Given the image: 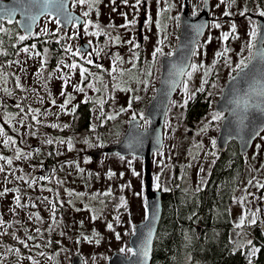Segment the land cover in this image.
I'll list each match as a JSON object with an SVG mask.
<instances>
[{
    "label": "rangeland",
    "instance_id": "obj_1",
    "mask_svg": "<svg viewBox=\"0 0 264 264\" xmlns=\"http://www.w3.org/2000/svg\"><path fill=\"white\" fill-rule=\"evenodd\" d=\"M210 2L209 27L202 41L197 44L196 54L193 55L191 63L197 65L202 63L206 68L212 69L210 74H214L212 78L215 81L213 83L215 87L212 85L211 89L208 86L209 89L203 96L205 99L209 96V92L211 93L209 96L211 107L207 116L192 129V136L191 134L187 136L185 133L174 134V136L169 134L167 138V127L172 120L169 122L167 119L165 120L163 126L164 146L160 153L154 154L151 162L153 190H157L155 187L157 175L160 177V184H166V181L175 175L174 181H180L191 190L197 189L206 180L211 164L216 157V144L215 147L212 145V141H216L218 132L217 121L212 120V115L215 112L214 106L227 79L233 74L232 69L241 59L237 50L239 47L246 48L245 45L249 39L247 33L250 27L248 17L251 18V22L255 23L254 16H257V13L253 8L248 7L249 0H236L235 4L228 9L234 13L232 16L223 15L227 7L226 4H220L217 7L219 0H210ZM202 3L203 0H188L190 14L192 15L193 10H196L198 14ZM134 4L135 0H129V6L123 5L122 0H116L115 5L110 0H100L99 3H94L89 7L88 3L80 5L76 0H72L71 10L86 21L83 13L88 12L87 18L88 21H91L87 32L84 26L81 28L79 39L76 27L65 32L51 17L43 18L36 27L33 36H54L56 41L64 39L69 41L68 46L72 48L73 52L78 49L81 43L91 41L93 64L85 63L80 56L79 59H81V64L86 65L87 68L93 67V69H88L89 72L85 74L87 79L83 81L79 69H76L79 74L76 82L81 87H85V91H78V94L74 93L76 97L75 100H71V103H85L87 97L88 101L93 102V106H95L92 108V129L100 126L103 128L99 133L94 132L78 139L79 141L75 144L71 143V148H69L68 140H63L65 143H55L57 144L54 147L55 156L58 161L64 162L62 163L63 171L66 174L53 175L55 178H51V183H49L51 175L48 176L49 174L43 173V163L34 161L39 156L37 151L39 147L35 143L29 144L27 140V136H30L27 131V117L29 122L31 120L36 123L37 121L32 119L33 115L37 117L39 123L43 119L41 116L44 114H38L34 111L36 108H31L32 101L37 105H50L49 111L51 112H60L59 106L64 103L66 95H61L63 90L60 87L61 79L59 77L63 75L66 67L60 65L59 70L57 67L52 71L48 64L50 55L46 50L39 52L40 55H35L37 50L32 49V47H27L30 49L28 53L21 49L16 58L17 62L13 63L14 67L11 64L5 65V70L0 67V98L2 102H7L13 107L19 105V108H23V110H26V105H28L25 118L17 114H7L2 110L3 107L0 108V127L4 129V132L6 127H11L14 131H18L20 138L18 142L16 137H12L15 144L11 142L5 144L8 135L6 132L5 135H0V156L11 158L13 161L11 165H8L5 160H0V167L4 168V171L0 172V192H3L5 188L19 189L18 193L8 191L5 195L0 196V219L5 222L0 225V264H33L34 261L38 264H71V258L75 254L82 257L84 264H107L109 258L115 253L127 257L131 255L130 253H121L120 249L129 247V239L134 233V227L145 220L143 162L132 157L121 159L114 154H103L98 160H93L90 155L96 150H105L118 143L134 112L144 114L150 99L154 95V88L158 84L160 59L162 56H170L168 54L173 53V44L175 41L176 45L178 43L180 26L179 20L174 18H180L184 1L172 0V7L166 17V23L162 19L163 11L166 8L165 0H159V3L157 0H143L138 8L131 7ZM252 4L254 6L255 3ZM113 7L116 8V11L112 10ZM244 7L250 9L251 14L247 13L248 16L239 15ZM121 13H127V19L129 21L135 19L136 23L128 28L120 27L125 24V18ZM149 15L151 16V23L146 24ZM235 18L242 19L235 23L237 26L235 36L238 38L230 37L228 41H222L221 33L231 30L230 26ZM214 20L221 24V28L212 27ZM97 24L100 26L99 29L93 26ZM176 29L177 38L175 39L174 31ZM96 31H99L100 35L89 34ZM20 36H22L21 33ZM116 37L120 38L118 42ZM209 37H211L210 42H208ZM129 40H134L140 47L134 48L132 44L127 43ZM161 40H163V44L159 43ZM228 43H230L228 56L217 57L216 53ZM155 47H161L164 54L157 55L153 60L152 52ZM94 49L99 51V55L93 51ZM134 53L138 55V59H134ZM117 55L123 60L122 63L117 64L118 69L124 70L123 76L119 75V72H111L113 60ZM228 58L233 62L231 67L225 63ZM42 61H46L43 68L41 67ZM138 62H140L141 68L137 71ZM97 65L101 67H97ZM98 70L107 74V81L96 84V81L88 79V76H92ZM149 71L151 76L147 75ZM114 76L115 80L113 79ZM17 77H19L20 87H17ZM206 78L204 69L194 72L188 82L189 91L194 88L196 91L200 89L202 81ZM91 79H94V76ZM184 79L187 78L184 77ZM143 81H147V83L145 84ZM88 83H92L96 88L101 89L100 93L87 88ZM116 84L119 87H114ZM105 85L107 86L106 89ZM129 88L133 91L121 90ZM17 91L19 94L16 93ZM185 95L182 84L171 105L174 103L183 104ZM135 96L140 97V99H133L131 108H129V100ZM99 99L105 101L102 106L97 102ZM52 100L56 101L55 105L52 104ZM121 108L127 110L121 112ZM108 115H114L115 119L107 120ZM137 117L139 118V115ZM54 119V117L47 119V123L50 126L56 124ZM144 124L145 122L141 120V125ZM149 125L150 123L146 124L145 127L148 128ZM205 126H207V130L201 131ZM85 140L88 143H85ZM39 141L41 144H45L43 140ZM36 146L37 148H35ZM18 149L27 158L22 156L21 159L17 160L15 156ZM128 161H132L131 166ZM245 161L247 162L246 177L241 188L235 193L231 207L234 224L232 233L235 238L240 234L246 237V232L240 233V230H242L241 227L251 225L248 223L251 212L257 209L261 210L257 213L259 226H261V218L264 217V189L256 187L257 182L264 183V133L255 140L245 157ZM174 168H177L174 171L175 174ZM201 168L203 171H200ZM79 169L84 171L80 172ZM133 169L140 175H133ZM109 170L116 174L111 179L107 175ZM170 171L173 173L172 175ZM121 173H123V177H121ZM18 177H24V179H18ZM40 177H45V179H40ZM250 180L252 181L251 184H249ZM32 181L35 183H31ZM129 182L130 187L121 188L122 185H127ZM47 184L62 187L65 192H60L59 188H56L57 192L43 191L42 187ZM109 189L112 193L110 196L100 195ZM69 192L73 194L69 195ZM78 193L84 195H76ZM137 193L141 195H137ZM250 193L252 195H249ZM17 195L20 197L21 205L25 206L17 207ZM54 196L58 199L61 208L55 213L57 224L53 225V230L49 231V226L53 224L51 203H54V198H52ZM45 197L47 200L44 199ZM121 197L125 201L123 206L121 205ZM242 199L244 200L243 203L240 202ZM245 212L249 213L247 218L244 217ZM36 215H39V220L36 219ZM93 216L96 217L95 220L92 219ZM117 217L119 219H116ZM242 218H245V224L238 227L237 225L240 224ZM109 223L113 225L111 230L107 228ZM37 228L40 229L39 233L36 231ZM93 232L98 235H93ZM117 233L121 237L119 240L116 239ZM28 236H32L34 239L29 240ZM84 236H88L91 242L84 240ZM10 237H14L15 240ZM96 240H99L98 244ZM22 241L23 243H21ZM17 243L22 244L25 253L17 248ZM25 244L28 247H25ZM248 244V242L244 243V245ZM191 263L189 257L184 260V264Z\"/></svg>",
    "mask_w": 264,
    "mask_h": 264
},
{
    "label": "trees",
    "instance_id": "obj_2",
    "mask_svg": "<svg viewBox=\"0 0 264 264\" xmlns=\"http://www.w3.org/2000/svg\"><path fill=\"white\" fill-rule=\"evenodd\" d=\"M250 3H255L260 10H264V0H249ZM86 19L88 21L87 17ZM3 27L7 29V31L0 32V67L3 70H5V65L13 66V63L17 62L16 58L21 49L31 47L33 44L36 45L37 52L44 50L49 52V68L52 71L57 69L60 49L54 36H32L21 41L15 22H4ZM83 67L87 68L84 64ZM140 68V62H138L137 71ZM87 69L91 70L93 67ZM96 73L102 74L96 80V84L107 81L108 76L104 71L98 70ZM213 76L214 74L207 76L208 83L204 84L203 91H196L195 88L189 91L194 92L195 96L188 101L185 107L175 103L170 106L166 119L168 122L172 121L167 127V138L169 134L174 136V134L185 133L187 136L190 134L192 136V129L207 116L211 107L209 101L211 98L208 96L204 99L203 96L209 89L208 86L212 89L215 82ZM91 78L92 76H88L89 80H92ZM16 93L19 94L18 91ZM92 105H94L93 102L88 101L81 103L78 107L79 116L75 131L80 132L81 137L103 130L101 126L92 129ZM2 110L7 114H17L24 118L26 117L25 111L28 112V110L21 111L19 107H12L7 102L4 103ZM27 122V131L30 133L27 140L29 144L35 143L39 147V156L34 161L44 163L41 155L51 156L55 153L56 145L41 144L39 140H42L41 136L47 131L46 128H42L43 126L35 121L30 120L29 122L28 117ZM6 128V135L16 137L19 142L18 131H14L11 127ZM215 153L216 157L213 160L214 163L211 164L208 179L200 191L186 188L178 180L174 181L175 175L173 176L170 171L172 178L170 177L165 184L169 191L162 192V217L155 237L151 264H184V260L188 257L191 264H248L250 260L252 264H264V231L258 222L241 227L240 233L245 231L246 237L240 234L235 238L232 233L234 224L231 207L236 190L245 174V162L238 155L235 143H230L225 153H219L216 148ZM49 159L48 163H52L50 157ZM176 170L177 168H174L173 172ZM53 202L57 210L61 208L56 197ZM186 237H190V241L186 240ZM246 239L252 241L251 245H244L248 242ZM16 246L24 250L22 244L17 243ZM253 248L260 249L255 256L251 255Z\"/></svg>",
    "mask_w": 264,
    "mask_h": 264
},
{
    "label": "snow or ice",
    "instance_id": "obj_3",
    "mask_svg": "<svg viewBox=\"0 0 264 264\" xmlns=\"http://www.w3.org/2000/svg\"><path fill=\"white\" fill-rule=\"evenodd\" d=\"M21 2H22V0H14L13 5H6V4H3L2 2H0V19H7L8 22L11 23L12 22L11 17L13 15H15L16 12L19 10L16 7V5H19ZM51 2H52V0H43L44 10H40L36 13H33L32 8H39L41 0H30L29 7L24 9V14L26 16V21L24 23V30L26 33H28L29 35L32 34L33 24H35L39 15H44L46 13L47 6ZM76 2L79 3L80 5H84V4L88 3L89 7H91L92 4L99 3L100 0H76ZM110 2L113 5L116 4V0H110ZM157 2L159 3V0H157ZM165 2H167V0H165ZM235 2H236V0H219V4L217 5V7H219L220 4H226L227 7H226V10L223 13V15L224 16H232V15H234V13L229 11L228 9L231 8L232 5L235 4ZM122 3L125 6H129V0H122ZM142 3H143V0H135V4L131 5V7L138 8V6H140ZM170 7H172V5H169V8ZM60 9L61 10L65 9V5L62 2L60 3ZM112 10L116 11V8L113 7ZM248 11H249V9L247 7H244L239 12V15L246 16ZM83 15L85 17H87L89 15V13L84 12ZM121 15L124 16V18H125V24L121 25L120 27L128 28L130 25H134L136 23L135 19H133L131 21H129L127 19V13H121ZM192 15L193 16L197 15L196 10H193ZM258 15H259V17L264 18V10H259ZM74 19L75 18L71 17L70 14L65 17L66 22H72ZM174 19L179 20V17H175ZM248 19L250 21V27H249V31L247 33L249 39L245 45V47L248 51V55L246 57L242 56V53L245 50L242 48L241 49L242 58L239 60L238 63H236L235 67L232 69V71L234 73H236V75H233L230 77V79L232 81H234L235 83L232 87L231 98L228 101L229 105H232V107L230 109L232 116H234L236 118L237 123L242 127L246 126L245 121L248 120L249 113L252 110H255L260 115L264 116V25H260L259 23L251 22L250 17H248ZM55 22L58 24L60 23L59 17H57ZM148 23H151V16L150 15L148 17V20L146 21V24H148ZM90 24H91V21H85L84 22V29L86 32H87V29H88ZM157 25L159 26L158 22H157ZM93 26L96 27L97 29H99V27H100L98 24L93 25ZM189 27L194 34L193 45H196V44H198V38L202 34L203 29L206 27V25L205 24H191V25H189ZM212 27L219 29V28H221V24L214 20L212 22ZM230 28H231L230 31H225V32L221 33L220 38L222 39V41H228L230 37H232L233 39L238 38L237 36L234 35L237 32L236 24L232 23ZM4 31H7V29L0 27V32H4ZM89 34L94 35V36H98V35H100V32L96 31V32H92ZM26 38H27V36H25V35H22L19 37V39L21 41L25 40ZM115 39L118 42L120 38L116 37ZM145 39H147V37H145ZM210 41H211V37L208 38V42H210ZM88 43L90 45L91 41H89ZM127 43L132 44L134 48L140 47V45L138 43H135L134 40H129V41H127ZM159 43L163 44V40L159 41ZM31 47H32V49H35L36 45L33 44ZM23 51L25 53H28L30 51V49L26 47L23 49ZM64 51H65V53L71 54L72 56H80V58L82 60H84V62L89 64V65L93 64V60L91 59V56H92L91 52L84 53L79 48L76 49L75 52H73L72 48L70 46L66 47L64 49ZM93 51H95L96 54L99 55L98 50L94 49ZM228 52H229V49L227 47H224L223 51H219L216 53V56L217 57H227ZM163 54L164 53H163L161 47H155L154 51L152 52L153 60H155L157 55H163ZM195 54H196L195 47H193L190 50V55L186 56L182 60L180 65H177L175 63L172 64L171 68L169 70V73H168L169 79L166 81V83L168 84L170 90H174L177 87V85L183 84V89H184V92L186 95H185V99L183 101V104L180 105L181 107H185L187 105L188 101L190 99H193L195 96V93L194 92L190 93L189 89H188V82L191 80L193 73L198 71L199 69H204V75H205V77H207L212 72L211 68H206L205 65H203L202 63L197 65L195 63L190 62L191 55H195ZM35 55H40V53L36 52ZM168 55H172V54L169 53ZM134 59H138V55H136L135 53H134ZM122 62H123L122 58L117 55V57L113 60V67L111 69V72L112 73L119 72V75L123 76L124 70H120L117 68V64L122 63ZM45 63H46V61H42V63H41L42 68H43ZM214 63H215V61H214ZM225 63L229 67H231L232 62H231L230 58L226 59ZM60 65H63V67H66L69 69L79 68V72H80V76L82 78V81L84 79H87V76L85 74L88 73L89 70L87 68L83 67V65H78L75 61H73L71 64H66L63 61H60ZM60 65H58V70H59ZM97 67H101V66L97 65ZM133 67H135V64H133ZM250 68H251L250 71H246ZM187 69H191V71H188ZM89 75H90V73H89ZM147 75L151 76V72L149 71L147 73ZM182 77H186L187 79H181ZM49 78H51V77H49ZM59 78L64 81V85L66 86L69 83L71 77L67 74H63ZM16 79H17V87H20L19 77H17ZM97 79H99V78H97ZM113 79L115 80V76L113 77ZM241 81H243V83L246 85V87L243 89L239 87ZM138 82H141V81H138ZM143 83L146 84L147 81H143ZM207 83H208V80L204 79L202 81L201 88L198 89L197 91H203L204 90L203 85L207 84ZM86 87L91 88L97 92L101 91V89L96 88L94 86V84H92V83H88L86 85ZM114 87H119V85L116 84V85H114ZM213 87H215L214 84H213ZM106 88H107V86L105 85V89ZM74 89L76 91H79V92L85 91V87H81L80 85L74 86ZM121 90L122 91H125V90L126 91H133V89H130V88L129 89H121ZM61 95H65V92L62 91ZM210 95H211V93H209V96ZM72 99H74V97H72L71 94H68L64 103L62 105H60L59 107L62 110H66L67 105L70 103V101ZM133 99L138 100V99H140V97L135 96V97L130 98L129 105H128L129 108H131V103H132ZM84 102H88L87 97L85 98ZM97 102L102 106L105 101L103 99H99ZM55 103H56V101L52 100V104L55 105ZM17 107H19V105H17ZM75 110L76 109L74 106L71 109V111L74 113ZM126 110L127 109H125V108L120 109L121 112L126 111ZM225 110L227 111L228 109H225ZM21 111H23L22 108H21ZM34 111L38 113L40 110L36 109ZM101 115H103V112H101ZM137 115H139L140 120L145 122L144 125L135 123L137 121ZM32 119L36 120L37 123H39V121L37 120V117L35 115L32 116ZM106 119L107 120H113V119H115V116L114 115H108L106 117ZM221 119H224V115H223L222 111H216L213 113V115H212L213 121H217V120H221ZM129 123L132 124L133 127H132V131L130 132V134L127 138L126 147L134 153L137 149H139L140 147L143 146V142H144L143 138L145 136V133L147 132V128L145 127V125L150 123V121L147 120V118L144 116V114L142 112L139 114L134 112ZM51 127L56 128V127H59V125L52 124ZM63 127L66 128V127H68V125H64ZM141 129H143V131H141ZM206 130H207V126H205V128H203V129H201V131H206ZM0 135H5L4 129L2 127H0ZM8 142L15 144V140H13L11 136L7 137V139L5 140V144H7ZM45 143L52 144V143H54V141L51 139H48L45 141ZM59 143H65V141L60 140ZM85 143H88V141L85 140ZM215 144H216V141L213 140L212 141L213 147H215ZM69 148H71L70 142H69ZM157 151H159V148L157 149ZM213 155H215V153H213ZM22 156H23V158H27V156L25 154H23L18 149L16 152L15 158L17 160H19L22 158ZM121 159H124V157H121ZM0 160H5L8 165H11L13 162L11 158H7L4 156H0ZM128 163L131 166L132 161H128ZM213 163H214V161H213ZM77 167H78V165H77ZM79 170H80V172L84 171L83 169H79ZM3 171H4V168L0 167V172H3ZM132 171H133V175H136V176L140 175V173H137L135 171V169H133ZM200 171H203V168H201ZM107 175H108L109 179H111L116 174L114 172H112L111 170H109ZM120 175H121V177H123V173H121ZM18 179L23 180L24 177H18ZM40 179H45V177H40ZM155 180H156V184H155L156 189L161 190V185L159 183V180H160L159 175H157L155 177ZM26 182H28V181H26ZM31 183H35V181H32ZM202 183H203V181H202ZM251 183H252V181L250 180L249 184H251ZM130 186H131V184L129 182V184H127V185H122L121 188L123 189L124 187H130ZM256 187L258 189H264V183L257 182ZM162 190L163 191H169V189H167V188H164ZM200 190H201V188L198 186L196 191H200ZM8 191H13V192L18 193L19 189L16 188V189L10 190V189L5 188L3 192H0V196L5 195V193H7ZM48 191H51V189H48ZM68 194L72 195L73 193L69 192ZM111 194H112L111 190L109 189L107 192H104L100 195L110 196ZM76 195L82 196L84 194L78 193ZM137 195H141V194L137 193ZM249 195H252V194L250 193ZM44 199L47 200V197H45ZM120 200H121V205L123 206L125 204L124 198L121 197ZM240 202L243 203L244 200L242 199ZM16 204H17V207L25 206V205H21L19 195L16 196ZM32 206L35 207V205H32ZM144 207H145V217L144 218L146 221H149V223L144 226L146 231L141 234L143 238L140 240L138 247L136 249H133L131 247H124V248L120 249L121 253H130L132 256L136 257L137 258V264H148L149 253H150L151 244H152V235H153V232L155 230V221L158 218V208H156L152 211V214L150 217L148 214L147 200H145V202H144ZM56 210H57L56 204L51 203V213H52L53 224L49 226V231L53 230V225L57 224L56 215H55ZM78 211H79V209H78ZM260 211H261L260 209H257L256 211L251 212V214H250L251 218H250V220H248V223L256 224L257 223V213ZM248 215H249V213L245 212L244 217L247 218ZM245 218H242L240 220V224L237 225L238 227L243 226L245 224ZM36 219L37 220L40 219L39 215H36ZM92 219L95 220L96 217L93 216ZM116 219H119V217H117ZM4 223L5 222L2 219H0V225H3ZM82 223L83 222L81 221V224ZM107 228L111 230L113 228V225L111 223H109L107 225ZM36 231L39 233L40 229L37 228ZM133 232H135V229H133ZM61 234L63 235V233H61ZM93 235H98V234L93 232ZM120 238H121L120 234L117 233L116 239L119 240ZM28 239L32 240V239H34V237L28 236ZM83 239L91 242V240L88 236H84ZM190 239H191L190 237H186V240L190 241ZM21 243H23V241ZM77 243H79V241H77ZM96 243L98 244L99 240H96ZM248 243H249V245H251L252 241H248ZM24 246L28 247L27 244H25ZM37 247H39V246L37 245ZM258 251H260V249L253 248L251 255L255 256L256 252H258ZM41 254L43 255V253H41ZM29 259H32V258L29 257ZM33 264H38V262L34 261ZM249 264H251V260L249 261Z\"/></svg>",
    "mask_w": 264,
    "mask_h": 264
},
{
    "label": "water",
    "instance_id": "obj_4",
    "mask_svg": "<svg viewBox=\"0 0 264 264\" xmlns=\"http://www.w3.org/2000/svg\"><path fill=\"white\" fill-rule=\"evenodd\" d=\"M183 1L184 9L179 19L180 28L176 49L171 56H164L162 58L159 84L155 89L154 96L150 99L144 112V116L147 118L148 121H150V125L148 126L147 132L145 133V136L143 138V146L137 149L134 153L126 147L127 138L130 132L132 131L133 127L132 124L128 123L127 128L118 143L111 145L105 150H96L90 155L93 160H98L103 154H115L119 157H132L142 160L145 200H147L149 216L151 217L152 211L158 208V218L155 221V230L152 235V244L149 253L148 264H151L152 262L155 237L162 217V193L159 191H154L152 189L151 162L154 154L160 153L163 149V126L165 123L166 115L171 101L173 100L176 92L181 86V84H179L174 90H170L168 84L166 83V81L169 79L168 73L172 64L175 63L177 65H180L182 60L186 56L190 55V50L193 47H195L196 50L197 44L193 45L194 34L191 31L189 25H206V27L203 29L202 34L198 38L199 43L204 38L210 22V0H203L201 10L195 16L190 14L188 0ZM0 2L6 5L14 4V0H0ZM61 2L65 5V9L63 10L60 9ZM71 2L72 0H52V2L49 3L47 6L46 13L44 15L38 16L35 24H33L32 26V34L29 35L24 30V23L26 21L24 9L29 7L30 0H22L19 5H16L19 10L16 12L15 15L11 17V23L15 22L19 32L22 35L27 36V38L31 37L35 33L37 25L45 17H51L55 20L57 19V17H59L60 23L58 25L63 31L69 30V28L73 25H75L76 28L80 30L84 26L85 20L80 15L71 10ZM40 10H44L43 0H41L39 8H32L33 13H36ZM69 14L71 15V17L75 18L72 22H66L65 20V17ZM3 22H8V20L0 19V27H2ZM258 23L260 25H264V19L260 17L258 19ZM79 49H81V51L84 53H88L90 51V46L88 43H81ZM192 58L193 55H191L190 62L192 61ZM187 70L189 71V69ZM250 70L251 68L246 71ZM181 79H184V77H182ZM234 83L235 82L232 81L230 78L227 80L221 92V95L215 104V111H222L223 114H225L216 139V148L218 152L225 153L227 146L231 142H235L238 147L239 155L244 156L249 152L254 141L264 131V116L260 115L255 110H252L249 113L248 120L245 121L246 126L242 127L237 123L236 118L232 116L230 111L232 105H229L228 103L232 95V87ZM239 87L243 89L246 87V85L243 83V81H241ZM225 109L228 110L226 111ZM135 123L141 124V120L137 118V121ZM141 131H143V129H141ZM158 148L159 151H157ZM54 170H56V167L54 166L44 167L45 173ZM148 223L149 221L144 220L142 223L135 226V232L129 239V247L133 249H136L138 247L140 240L143 238L141 234L146 231L144 226ZM71 264H84V261L79 254H75L71 258ZM107 264H137V258L132 255L127 257L123 254L115 253L109 258Z\"/></svg>",
    "mask_w": 264,
    "mask_h": 264
},
{
    "label": "flooded vegetation",
    "instance_id": "obj_5",
    "mask_svg": "<svg viewBox=\"0 0 264 264\" xmlns=\"http://www.w3.org/2000/svg\"><path fill=\"white\" fill-rule=\"evenodd\" d=\"M251 4V3H250ZM249 3H248V7H250V8H253V10H255V12L257 13V16H254V20H255V23H258V19L260 18L259 17V15H258V11L260 10L257 6H256V4H254V6H253V4H251L250 5ZM169 5H172V0H167V2H166V8H165V10L163 11V14H162V19H163V22L164 23H166L167 22V20H166V17H167V15L170 13V10H171V7L169 8ZM252 6V7H251ZM224 10H225V8H224ZM248 14H251V11H250V9H249V11H248ZM246 16H248V15H246ZM264 19V18H263ZM242 19L241 18H235L234 20H233V23H238L239 21H241ZM73 27H76L75 25H73V26H71L70 28H69V30L71 29V28H73ZM69 30H67V31H69ZM78 30V29H77ZM67 31H65V32H67ZM175 32V39L177 38V29L174 31ZM235 35V34H234ZM80 38V30H78V39ZM69 41H66V40H64V39H60V41H57L56 42V44H58V47H59V54H60V59H59V61L57 62V67H58V65H60V61H63L64 63H66V64H71L73 61H75L78 65H83V64H81V59H79V56H72L71 54H68V53H65V51H64V49L66 48V47H69L68 46V43ZM81 45V44H80ZM174 45V49H173V52L175 51V49H176V41H175V44H173ZM224 47H227L228 49L230 48V43H228V45H226V46H224ZM224 47L220 50V51H223V49H224ZM78 48H80V46L78 47ZM241 49H242V47H239V49L237 50V54L240 56V58H242V56L243 57H246L247 55H248V51H247V49L246 48H243V49H245L244 51H243V53H242V56H241ZM46 52L49 54V52L46 50ZM89 52H91V48H90V51ZM236 54V55H237ZM243 54H245V55H243ZM141 56V55H140ZM171 56V55H170ZM228 56V55H227ZM164 56H162L161 57V59H160V65H159V75H158V84H159V80H160V75H161V61H162V58H163ZM167 57H169V56H167ZM232 65H233V62H232ZM79 69V68H78ZM58 70V69H57ZM77 70L76 69H69V68H66V70L64 71V73L63 74H67V75H69L71 78H70V81H69V83L65 86L64 85V81L61 79L60 80V87L62 88V90L65 92V98L64 99H66L67 98V95L68 94H71V96L72 97H74V99L73 100H75V97H76V95H74V93H76V94H78V91H76L75 89H74V86H76V85H78V83L76 82V79H77V76L79 75L78 74V72H76ZM96 74V75H95ZM234 74H236V73H234L233 72V74L231 75V76H233ZM101 73H94V79H92L93 81H96L97 80V78H100L101 77ZM93 76V75H92ZM230 76V77H231ZM229 77V78H230ZM228 78V79H229ZM108 79V78H107ZM227 79V80H228ZM227 82V81H226ZM158 84L155 86V88H154V91H155V89H156V87L158 86ZM99 86V85H98ZM98 93H100V92H98ZM220 94H221V92H220ZM220 96V95H219ZM219 96H218V98H219ZM81 103L82 102H78V103H76V102H73V103H71V101H70V103L67 105V108H66V110H60V112H58V113H55L54 111H49L50 110V105H46V104H41V105H37L36 103H34V101H32V103L30 104L31 105V108H36V109H39L40 111L38 112V114H44L43 116H41L43 119L41 120V123H39V125H41V126H43L42 128H46V132H44V134L41 136V139L43 140V142L45 143V141L46 140H48V139H51V140H53L54 141V143L53 144H55L56 142H59L60 140H68L70 143H72V144H75V143H77L79 140L78 139H81L82 137H81V134H80V132H76L75 130H76V128H77V119H78V116H79V113H78V107L81 105ZM3 105H4V102H2V99L0 98V108H2L3 107ZM10 105V104H9ZM29 105V106H30ZM11 106V105H10ZM75 106V112L73 113L72 111H71V109L73 108ZM13 107V106H12ZM93 107H95V106H93L92 105V108ZM215 107V106H214ZM26 110H28V105H26ZM224 115V117H225V114H223ZM53 117L55 118L54 120L57 122L56 124L57 125H59V127H56V128H53V127H51L48 123H47V119H50V118H52L53 119ZM138 118V117H137ZM92 119H93V110H92ZM222 120L223 119H221V120H217V125H218V131H219V129H220V126H221V123H222ZM64 125H68V127H63ZM73 129V130H72ZM72 130V131H71ZM68 132L67 134L65 133V132ZM192 132V131H191ZM193 132H194V130H193ZM264 133V131L259 135V137L262 135ZM217 135H218V132H217ZM39 136V135H38ZM37 136V137H38ZM258 137V138H259ZM257 138V139H258ZM216 139H217V137H216ZM256 139V140H257ZM255 142V141H254ZM231 143H235V142H231ZM47 146H49L50 144H47V143H45ZM44 144V145H45ZM236 144V143H235ZM55 145H57V144H55ZM236 146H237V144H236ZM253 146V145H252ZM252 148V147H251ZM251 150V149H250ZM249 150V151H250ZM237 152H238V147H237ZM249 153V152H248ZM247 153V154H248ZM246 154V155H247ZM238 155H239V153H238ZM246 155H244V156H240V158L241 159H243L244 160V162H245V174H244V176H243V179H242V181H241V184H240V186L238 187V189L236 190V192L241 188V186H242V182L244 181V179H245V177H246V173H247V171H246V167H247V162L245 161V157H246ZM42 156V158L44 159V163H43V173H45L44 172V167L45 166H49V167H51V166H54V167H56V170H54V171H50V172H48V173H46V175L47 174H49L48 176H50L51 175V177H50V182L49 183H51V178H55L53 175H62V174H66L64 171H63V164L62 163H64L63 161H58V158L55 156V153H53L51 156L50 155H48V154H43V155H41ZM49 157L51 158V162L52 163H48V161H50V159H49ZM54 157V158H53ZM57 158V159H56ZM56 161H58L57 163H55ZM208 175H209V173H208ZM208 175H207V178H206V180L208 179ZM75 177V180H76V175L74 176ZM206 180L204 181V183L200 186V188H203L204 187V185H205V182H206ZM161 185V190H157V191H159V192H163V190L162 189H164L163 187H165L166 188V185L165 184H163V183H161L160 184ZM43 189V191L45 190V191H48V189H51V191L53 192V191H56V188H59L60 189V192H65V191H63L62 190V187H54V186H49V184H47L46 186H44V187H42ZM190 189V188H189ZM196 190V189H195ZM57 192V191H56ZM165 192V191H164ZM235 196V195H234ZM56 196H54V197H52V198H55ZM57 220V219H56ZM261 227H262V230L264 231V217H262L261 218Z\"/></svg>",
    "mask_w": 264,
    "mask_h": 264
}]
</instances>
